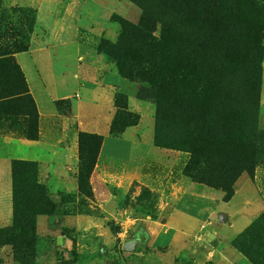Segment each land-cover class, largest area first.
<instances>
[{
    "label": "rangeland",
    "instance_id": "obj_1",
    "mask_svg": "<svg viewBox=\"0 0 264 264\" xmlns=\"http://www.w3.org/2000/svg\"><path fill=\"white\" fill-rule=\"evenodd\" d=\"M156 3L162 5L165 0H0V55L13 53L15 59V54L24 53L26 58L21 62L28 66L24 67L27 73L28 69L32 72L28 73L30 80L36 79L35 69L39 66V72L49 85L51 63L66 66L74 63L85 64L96 73V77L104 78L103 84L108 87H113L112 81L116 77H123L142 83L150 92L152 85L143 75L153 64L162 67L161 75H165L168 69L162 58L166 43L164 40L156 43L161 30L157 26L156 31L147 34L143 29L154 16L153 5ZM166 30L164 27V32ZM148 35L155 39L153 43L147 40ZM261 35L264 59V30ZM65 47L70 48L68 53L63 52ZM263 59L255 61L250 52L241 51L237 56H230L227 70L241 86L260 81L258 125L264 130ZM44 61L46 63L40 66L39 63ZM185 66L182 61L176 66L178 79L184 83ZM81 74L77 78L79 81L85 77ZM22 75L25 78L23 72ZM191 77L196 79L193 83L199 89V78ZM121 95L124 102L126 95L120 92H115L114 98ZM145 99L153 103L155 111V102L148 95ZM61 109L67 115L66 102L61 103ZM119 110L116 112L115 109L114 119L125 111ZM145 121L142 120L143 125ZM25 122L26 118L0 112V155L10 154L12 163L35 160L31 156H27V160L18 151H10L4 143L5 136L14 140L26 137ZM44 124L51 129L50 136L57 137L60 118H48ZM103 128L101 126L100 130ZM126 136H123L122 143ZM174 151L184 155L185 160L180 169L158 188L150 189L135 183H127L122 188L108 184L116 211L109 213L103 211L94 198L91 174L79 184L78 163L74 172L77 191H61L58 197L52 196L40 182L36 161H33L37 165L36 173L22 166L16 168L15 215H12L9 226L0 229L2 264H128L130 260L142 261V264H233L230 261L233 255L242 256L249 264H264V210L255 214L237 234L231 235L236 214L221 211L222 201L226 202L223 192L185 176L183 167L189 154L183 150ZM105 166L112 170L122 168L114 161L106 162ZM183 178L197 187L216 191L219 197L211 202L202 199L198 216H191L174 230L173 240L166 242L168 253L160 258L153 250L163 246L159 243L171 231L165 222L170 216H176V196L180 195L178 185ZM239 178L237 180L241 182L251 180L253 188L249 193L259 195L264 201V164L255 167L253 178L246 173ZM38 186H43L44 190L38 192ZM240 200L243 206L245 198ZM190 204L188 201L186 206ZM38 239L45 240L47 247L42 253L34 250L32 255L28 247L32 243L36 246ZM131 240L136 241L135 251L123 250V244ZM242 249L250 250V259L241 252Z\"/></svg>",
    "mask_w": 264,
    "mask_h": 264
},
{
    "label": "trees",
    "instance_id": "obj_2",
    "mask_svg": "<svg viewBox=\"0 0 264 264\" xmlns=\"http://www.w3.org/2000/svg\"><path fill=\"white\" fill-rule=\"evenodd\" d=\"M153 7L154 16L143 29L147 34L156 31L157 26L161 30L156 43L163 40L166 43L162 58L168 68L161 75L162 67L153 64L143 75L152 85L143 96L148 95L155 102L154 145L187 152L189 158L183 174L194 182L222 191L223 200L227 201L234 194L239 176L246 173L253 178L255 167L264 164V130L258 125L261 83L241 86L227 70L230 56L241 51L250 52L255 61H262L264 0H165L164 4L156 3ZM146 37L150 43L155 41L149 35ZM181 61L186 65V83L176 74ZM192 75L199 78V89L194 86L196 79ZM185 92L187 96L183 95ZM122 98V95L114 98L116 112L125 111L111 121V134L122 133L140 118L126 111V100L122 102ZM1 111L26 118V138H38L37 109L13 53L0 55ZM102 139L100 134L79 133V184L91 174ZM21 166L34 173L37 170L33 161L18 160L11 164L13 217L14 171ZM43 190V186H38V192ZM28 250L33 255L35 244H30ZM153 252L166 254L168 249L156 247ZM241 252L250 259L249 249Z\"/></svg>",
    "mask_w": 264,
    "mask_h": 264
},
{
    "label": "crops",
    "instance_id": "obj_3",
    "mask_svg": "<svg viewBox=\"0 0 264 264\" xmlns=\"http://www.w3.org/2000/svg\"><path fill=\"white\" fill-rule=\"evenodd\" d=\"M69 50L70 48L65 47L63 52L68 53ZM25 58L24 53L15 54L37 109L38 138L30 140L20 137L14 140L5 136L4 143L6 148L13 152L18 151L23 158L27 159V156H31L35 159L33 161L39 166V180L52 196L58 197L61 191H77L78 184L74 172L79 161L77 141L80 132L96 133L103 137L90 182L95 200L101 209L108 213L116 212L113 197L107 189L108 184L122 188L127 183H135L150 189L158 188L160 184L163 185L168 181L172 173L180 169L185 160L184 155L154 145V105L143 96L147 88L142 83L116 77L112 81L113 87H108L103 84L104 78L96 77V73L85 67V64L73 63L66 66L62 63H51L52 80L49 85L47 79L39 72V66L35 69L36 79L30 80L29 75L32 72L28 69V75L26 69L28 66L21 62ZM45 61L39 65L45 64ZM61 67L65 69H58ZM80 74L85 77L79 81L77 78ZM115 92L126 95L127 109L140 117L136 125L126 127L118 135H113L109 131V123L116 109ZM62 102L67 103V115L62 112ZM52 117L60 118L57 137H51V129L44 124ZM142 120H146L144 125ZM70 122L74 124L71 125ZM101 126H104L102 130H100ZM123 136L127 138L122 143ZM107 139L119 142L110 143ZM12 159L10 154L0 155V229L9 226L12 221ZM108 161L117 162L122 168L109 169L105 166ZM245 181L237 180V188L231 199L222 201L221 211L224 214H236L231 235L237 234L255 214L264 210L263 199L259 195L249 193L253 188V182ZM178 190L180 195L176 196V216H170L165 222L171 231L169 235H165L164 241L159 243L163 246L157 247H167L166 242L169 239L173 240L174 230L186 223L191 216L192 218L198 216L203 198L211 202L219 197L216 191L197 187L184 178L180 179ZM243 197L245 200L242 206L240 199ZM188 201L191 204L186 206ZM154 255L163 258L167 253L154 252ZM230 261L233 264H249L239 255H233ZM128 264H142V261L130 260Z\"/></svg>",
    "mask_w": 264,
    "mask_h": 264
},
{
    "label": "water",
    "instance_id": "obj_4",
    "mask_svg": "<svg viewBox=\"0 0 264 264\" xmlns=\"http://www.w3.org/2000/svg\"><path fill=\"white\" fill-rule=\"evenodd\" d=\"M136 248V241L131 240L123 244V250L133 252Z\"/></svg>",
    "mask_w": 264,
    "mask_h": 264
},
{
    "label": "built area",
    "instance_id": "obj_5",
    "mask_svg": "<svg viewBox=\"0 0 264 264\" xmlns=\"http://www.w3.org/2000/svg\"><path fill=\"white\" fill-rule=\"evenodd\" d=\"M47 242L45 240L38 239L36 243V250L39 253H42V251L47 247Z\"/></svg>",
    "mask_w": 264,
    "mask_h": 264
}]
</instances>
